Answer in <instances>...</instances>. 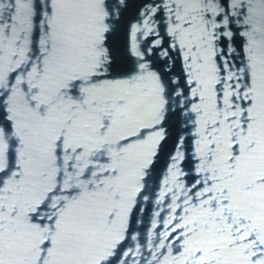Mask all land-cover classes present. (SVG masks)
I'll return each instance as SVG.
<instances>
[{
  "label": "water",
  "instance_id": "obj_1",
  "mask_svg": "<svg viewBox=\"0 0 264 264\" xmlns=\"http://www.w3.org/2000/svg\"><path fill=\"white\" fill-rule=\"evenodd\" d=\"M0 264H264V0H0Z\"/></svg>",
  "mask_w": 264,
  "mask_h": 264
}]
</instances>
